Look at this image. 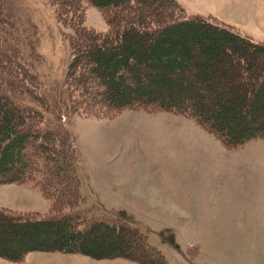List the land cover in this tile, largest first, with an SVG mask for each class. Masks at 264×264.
I'll return each mask as SVG.
<instances>
[{
    "label": "trees",
    "instance_id": "1",
    "mask_svg": "<svg viewBox=\"0 0 264 264\" xmlns=\"http://www.w3.org/2000/svg\"><path fill=\"white\" fill-rule=\"evenodd\" d=\"M50 3L71 54L51 97L34 71L35 27L23 37L9 1L0 0V185L31 178L52 201L45 215L0 210V258L59 252L169 264L140 229L95 217L80 191L73 141L55 120L64 111L99 119L166 111L193 119L229 149L264 140V42L189 17L177 0ZM87 6L104 14L107 31L85 25Z\"/></svg>",
    "mask_w": 264,
    "mask_h": 264
},
{
    "label": "rangeland",
    "instance_id": "2",
    "mask_svg": "<svg viewBox=\"0 0 264 264\" xmlns=\"http://www.w3.org/2000/svg\"><path fill=\"white\" fill-rule=\"evenodd\" d=\"M8 1L23 37L35 27L40 61L34 71L51 97L64 83L69 31L50 0ZM177 2L189 17L230 25L264 42V0ZM86 9L87 27L109 29L101 11ZM61 115L55 124L73 141L80 191L96 218L140 229L169 264H264V140L229 149L193 119L166 111L127 109L113 119ZM51 206L31 178L0 185V210L45 215ZM0 264L139 263L36 252L21 262L0 258Z\"/></svg>",
    "mask_w": 264,
    "mask_h": 264
}]
</instances>
